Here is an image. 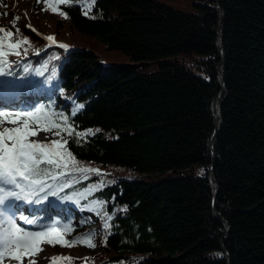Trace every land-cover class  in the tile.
Masks as SVG:
<instances>
[{"label": "trees", "instance_id": "16d2710c", "mask_svg": "<svg viewBox=\"0 0 264 264\" xmlns=\"http://www.w3.org/2000/svg\"><path fill=\"white\" fill-rule=\"evenodd\" d=\"M61 10L66 19L48 11L16 27L32 45L18 62L44 72L29 77L33 100L66 115L83 105L78 130H99L69 148L107 172L76 188L106 182L92 198L111 227L56 202L52 218L71 222V236L88 227L80 211L100 225L98 246L72 264H264V0H95L89 16L73 0ZM49 35L68 49L37 54Z\"/></svg>", "mask_w": 264, "mask_h": 264}, {"label": "snow or ice", "instance_id": "6c2138e0", "mask_svg": "<svg viewBox=\"0 0 264 264\" xmlns=\"http://www.w3.org/2000/svg\"><path fill=\"white\" fill-rule=\"evenodd\" d=\"M37 3L66 19L61 6H72L73 0H37ZM94 5L95 0H80L86 16ZM19 19L14 17L9 27H0V264L5 261L37 264L43 245L90 249L97 246V230L67 238L75 228L71 222L52 219L56 202H71L81 210L95 213L103 221L105 233L112 219L104 211L105 201L92 198L106 186L104 180L76 188L92 175H105L82 164L69 148V141L79 145L99 131L78 130L72 117L83 105H76L71 115H66L55 109L54 102L37 105L22 98V94L39 89V82L29 77L33 73L43 76L44 72L18 62L32 48L29 38L16 27ZM42 38L49 46L68 49L66 44H57L54 36ZM10 56L18 60H9ZM9 96L16 102H5ZM41 132L45 134L44 140L36 138ZM51 264H72V258L53 256Z\"/></svg>", "mask_w": 264, "mask_h": 264}, {"label": "rangeland", "instance_id": "374dc122", "mask_svg": "<svg viewBox=\"0 0 264 264\" xmlns=\"http://www.w3.org/2000/svg\"><path fill=\"white\" fill-rule=\"evenodd\" d=\"M161 3H164L170 7H174L177 9H188V2L190 0H157ZM36 9H33V0H0V27H7V22L13 20L14 17H20V21L28 27V25H33V19L38 20H47L49 18L48 10H45V6L43 3ZM3 13H7V15H3ZM10 19V20H9ZM47 43V42H46ZM101 54L109 59H113L115 61H123L124 57L115 54V53H107L102 50L101 47H98ZM28 99V98H26ZM30 100V99H29ZM39 140L45 139V134L43 132L39 133L36 137ZM81 213V221H88V227L81 233L88 232L90 230H97L96 235V244H99V234H100V225L94 222V219L91 215H87L83 212ZM55 220L56 218H52ZM62 222V221H61ZM78 233V234H81ZM75 234L73 236H76ZM71 236L69 239H72ZM95 250V248H87L86 246H73L67 250H54L48 245H43V251L37 257V264H50L51 257L53 256H72L74 258H83L87 254H90ZM5 264H14V262L5 261Z\"/></svg>", "mask_w": 264, "mask_h": 264}]
</instances>
